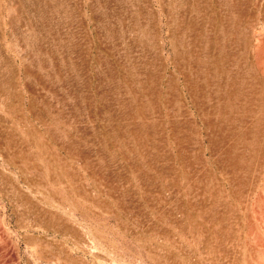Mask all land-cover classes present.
<instances>
[{
    "label": "rangeland",
    "instance_id": "obj_1",
    "mask_svg": "<svg viewBox=\"0 0 264 264\" xmlns=\"http://www.w3.org/2000/svg\"><path fill=\"white\" fill-rule=\"evenodd\" d=\"M0 264H264V0H0Z\"/></svg>",
    "mask_w": 264,
    "mask_h": 264
}]
</instances>
